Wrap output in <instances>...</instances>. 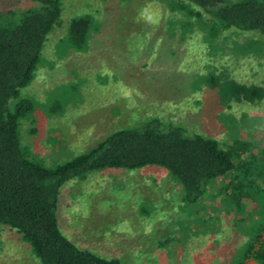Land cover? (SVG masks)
I'll return each instance as SVG.
<instances>
[{
    "label": "rangeland",
    "instance_id": "374dc122",
    "mask_svg": "<svg viewBox=\"0 0 264 264\" xmlns=\"http://www.w3.org/2000/svg\"><path fill=\"white\" fill-rule=\"evenodd\" d=\"M176 3L60 1L59 18L43 43L34 77L20 89V97L34 103L18 127L20 145L31 159L55 167L110 132L148 117L178 124L221 145L236 138V132L241 139L261 138L264 33L218 29L215 49H207L201 36L207 29L198 25L207 21L193 16L194 32L185 33L179 19L188 18L175 10ZM30 6L37 3L0 1L3 11L14 9L9 16L0 12V26L16 21L17 12ZM80 16H87L90 25L86 46L77 50L67 29L70 20ZM213 24L208 22L210 30ZM192 77L198 79V88L188 91ZM260 157L264 151L254 158L255 165ZM59 191L61 232L81 249L127 264H224L245 239L225 216L215 233V223L203 218L212 204L220 206L218 197L203 201L205 206L185 202L179 181L159 166L91 171L68 180ZM0 264H40L28 242L5 224H0Z\"/></svg>",
    "mask_w": 264,
    "mask_h": 264
},
{
    "label": "trees",
    "instance_id": "16d2710c",
    "mask_svg": "<svg viewBox=\"0 0 264 264\" xmlns=\"http://www.w3.org/2000/svg\"><path fill=\"white\" fill-rule=\"evenodd\" d=\"M31 1L37 6L20 10L16 21H12L17 17L14 15L11 23L0 26V224L16 230L40 264H127L81 249L61 232L57 221L59 190L68 180L84 178L91 171L155 165L179 181L185 202L204 205L209 197H218L220 206L212 204V211L203 221L215 223L218 234L227 218L237 236L245 238L224 264H247L249 259L264 264V157H260L259 165L253 163L259 151H264V132L261 138L252 139H241L236 132V138L221 145L178 124L148 117L135 126L110 132L55 167H47L26 154L18 127L20 119L34 110V103L20 97V89L34 77L43 43L59 18L61 0ZM184 1L200 10L187 7ZM13 10L0 12L9 16ZM175 10L183 11L188 18L179 19L185 33L194 32L193 16L207 21L198 22L201 29H207L201 35L207 49H215L218 29L264 33V0H178ZM211 21L217 23L213 30L208 25ZM89 25L87 16L70 20L67 34L73 48L86 46ZM168 25L172 33V23ZM192 79L188 91L198 88V79ZM11 99L15 100L12 107ZM223 177L229 179L216 185Z\"/></svg>",
    "mask_w": 264,
    "mask_h": 264
}]
</instances>
